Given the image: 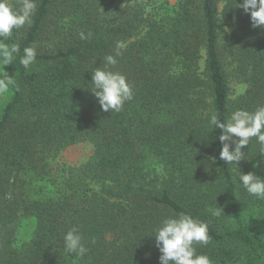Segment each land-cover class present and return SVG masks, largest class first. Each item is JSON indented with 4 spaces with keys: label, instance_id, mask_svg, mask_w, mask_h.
Returning a JSON list of instances; mask_svg holds the SVG:
<instances>
[{
    "label": "trees",
    "instance_id": "obj_1",
    "mask_svg": "<svg viewBox=\"0 0 264 264\" xmlns=\"http://www.w3.org/2000/svg\"><path fill=\"white\" fill-rule=\"evenodd\" d=\"M36 3L31 26L4 41L21 55L34 44L37 56L4 69L13 80L0 94V264H159L154 229L178 213L209 225L196 252L212 264H264V200L238 182L264 178L260 145L253 138L245 160L225 164L222 132L209 125L264 106V27L243 0ZM108 55V70L133 86L120 112L90 91ZM78 143L92 147L89 159L60 164ZM25 220L31 233L15 245ZM72 227L88 249L79 259L64 248Z\"/></svg>",
    "mask_w": 264,
    "mask_h": 264
},
{
    "label": "clouds",
    "instance_id": "obj_2",
    "mask_svg": "<svg viewBox=\"0 0 264 264\" xmlns=\"http://www.w3.org/2000/svg\"><path fill=\"white\" fill-rule=\"evenodd\" d=\"M19 7L10 3V0H0V65L3 74L0 75V94L8 91L13 78H10L5 67L11 65L19 56V64L28 69L36 62L37 51L35 45L25 47L21 55L18 44H6L14 30L31 26L37 9L36 0H18ZM246 14H250L254 28L264 27V0H243L239 5ZM80 39H88L84 32L79 34ZM117 49L125 45L117 42ZM116 55H120L117 51ZM117 60L113 55L104 58V67L95 68L92 72L91 92L97 98L101 109L106 112H120L125 102L133 99V86L127 78L118 71L108 70V66H115ZM209 125L221 130L219 141L222 145L219 159L225 164L235 167L245 160L242 149L249 146L255 138L260 145L259 154L264 156V106L254 112L236 110L222 122L216 114L211 115ZM234 145V149H232ZM239 185L246 193L256 199L264 200V178L253 173L238 175ZM222 209L215 212L219 216ZM155 247L159 250V264H212L207 255L197 254L196 247H206L210 241L209 225L189 214L178 213L161 220L154 229ZM78 228L72 227L64 236L65 251L74 254L77 259L82 258L88 251ZM95 241H93L94 243Z\"/></svg>",
    "mask_w": 264,
    "mask_h": 264
},
{
    "label": "rangeland",
    "instance_id": "obj_3",
    "mask_svg": "<svg viewBox=\"0 0 264 264\" xmlns=\"http://www.w3.org/2000/svg\"><path fill=\"white\" fill-rule=\"evenodd\" d=\"M234 86V92L238 93L242 88ZM92 152V147L87 143H78L65 149L58 157V162L65 165L81 164L86 162ZM32 230V221L25 220L18 229L15 245H19L22 241L29 238Z\"/></svg>",
    "mask_w": 264,
    "mask_h": 264
}]
</instances>
